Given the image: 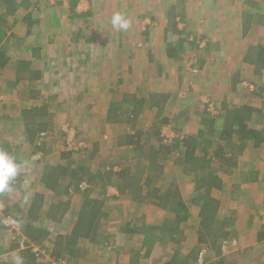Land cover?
Returning <instances> with one entry per match:
<instances>
[{"label": "trees", "instance_id": "1", "mask_svg": "<svg viewBox=\"0 0 264 264\" xmlns=\"http://www.w3.org/2000/svg\"><path fill=\"white\" fill-rule=\"evenodd\" d=\"M3 1L9 4L7 0ZM62 1L58 0L57 4H61ZM76 1L69 0V9L72 12L70 15L77 19L80 18L81 13L75 12ZM239 12L242 24L241 36H251L249 43L243 49L241 60L254 77L262 80L264 79V0H242ZM31 16L32 14L28 12L20 21H27ZM14 19L13 21H16ZM81 19L85 18L81 17ZM175 21L177 22L178 19L173 13L169 22L174 26L173 30L176 29V32L180 33L175 27ZM37 23L36 19L32 28ZM12 26L10 19L0 17V76L8 69L12 71L13 84L11 86L16 88L18 83L22 82L20 88L16 89V94L28 103L18 107V114L15 117L11 114L2 115L6 118L5 123L9 128H13V124H15L13 134L18 128L19 132L27 135V140L33 143L35 150L32 155H38V157L28 158L27 168L31 170L41 164L42 169L38 180L44 188L51 192L53 200L50 207L43 210L45 192L35 191L28 196L26 212L19 209L15 203L11 207L5 204L4 213L13 215L19 221L24 237L20 238L15 230L6 227L0 218V230L6 229L13 233L10 244L4 249L0 246V264H15L12 260L1 257L2 254L12 252H18L23 264H41L42 257L47 258V260L42 259L45 260V264H50V260L60 261L64 264H66L65 261L67 264H72L73 261L77 264L86 252L78 245L79 239L93 238L104 232L102 211L104 200L101 197L92 196L91 193L95 189L99 190L110 184H114L121 194L127 195L134 201L148 202L172 214V217L165 220L159 230L161 240H164L165 246L172 253L169 259L161 264H189V260L195 258L201 247L208 252L212 250V247L217 246V241H219L220 255L211 264H232L230 263L232 257L227 260L225 255L240 249L223 253L220 245L222 240H238V230L236 224L234 226L233 216H229L228 220L219 218L221 200L214 194V191L222 190L223 178L221 176L234 172L238 167V158L245 150L264 147V83L254 82V87L250 92L258 97L260 102L258 105L234 104L224 100L220 104V113L215 115L207 111L205 105L201 112L202 115L199 117V123L197 122L195 134L183 131L176 125L180 124L181 117L188 113V106L181 111L176 110L173 118L169 119L166 116L161 118L160 125H153L150 122L147 124L142 121L144 118L142 116L143 100L139 98L141 96H133V93L125 91L118 92L116 89V92L114 91L115 99L110 102L105 117L112 122L110 124L113 127L131 124L130 128L133 132H117L116 138L120 145L129 147L126 149L134 152L143 164L138 163L135 167L121 163L110 164L95 169L78 163L74 159V151L70 149L62 147L61 150H56L58 134H64L56 127L54 121L58 112L53 109L54 107L50 109L49 99L43 95L42 89L37 84L32 83V81L42 78L43 70L37 69L31 64L32 57L35 55L22 58V55L25 57L21 51L22 44L14 39L15 34L12 31ZM31 31L27 30L26 34L32 33ZM183 39L178 40L177 47L168 46L167 56L170 59L176 57L177 49L181 53L184 52L183 42L187 40ZM12 45L13 48H11ZM201 62L198 68L203 65L204 61ZM239 81L241 80L235 78L231 84L232 89ZM166 100L167 98L158 93L153 95L151 106H156L159 111L158 114H153L154 118L162 115L163 106L160 104L161 102L164 104ZM61 105L63 103H56L54 106L60 108ZM186 121L187 117H185V123ZM172 122L176 124L170 125ZM254 123L257 124L256 127ZM166 124L170 125V128L175 132V136L170 140L161 133L162 127ZM3 131L4 128H0V149L7 151L20 164V174L12 185L14 189L15 186L20 188L21 181L26 179L29 173L21 171V167L25 164L17 158L15 149L9 140L10 135ZM102 138L108 139L109 134L104 132ZM89 147L86 143L82 147V151L88 153ZM49 156H56L58 159L53 164L49 162ZM167 159H174L175 163L180 166V170L189 176L187 183L191 185L192 191L188 196L180 191L175 181L161 182V173ZM62 176L69 178L66 184L60 182ZM83 182L86 186L80 188ZM261 183L264 184V171L253 168L243 170L238 174L237 179L229 182L231 188L227 192L228 197L240 198L256 184L263 186ZM68 192L77 193L81 201L71 227L66 231L51 235L53 245L50 246L51 243L49 244L47 239L52 230L38 225V223L35 225V223L40 218L41 220L46 218L53 222H61L64 214L69 210L70 203L69 200L63 202L60 198L64 194L68 195ZM0 199H5V194L0 195ZM13 209H17L18 214ZM41 209L44 214L40 213ZM192 214L198 220V229L195 235L197 242L195 246L188 247L184 251L180 246L184 239L185 225ZM229 225L234 227L230 228ZM153 230L155 229H149L148 232ZM256 234L258 241L264 240L262 225ZM34 248L38 250H34Z\"/></svg>", "mask_w": 264, "mask_h": 264}, {"label": "crops", "instance_id": "2", "mask_svg": "<svg viewBox=\"0 0 264 264\" xmlns=\"http://www.w3.org/2000/svg\"><path fill=\"white\" fill-rule=\"evenodd\" d=\"M7 1L9 2L10 5L14 6L15 11L12 12L9 11L7 7L9 4H7L3 0H0V17L9 18L10 16H12L13 13V15L16 16L15 19L20 21V19H22L23 17L21 14H23L24 11H25L24 14L28 13L26 8L27 5L29 4L28 2L31 0H7ZM178 1L179 0H175V2ZM180 1L182 3L183 2L187 3L186 5L188 6L193 3V0H180ZM224 1L225 0H195V2H198L197 4L199 6L193 8L190 7L188 8L189 10L185 6L184 10L186 13L181 10V15L182 13L183 15H186L185 16L186 19L183 18L186 21H183V19L179 18L176 15L178 21L177 22L175 21L176 24L175 27L180 31V33H177L176 29L173 30L174 26L171 25V22H169V19L173 15V13L178 14L176 11L178 9L177 7L178 3L172 4L170 5V7H166L164 9L161 16L158 17L161 19L160 22L161 25L158 27L157 26L154 27V25L152 24H146L147 20L146 18H144L142 20L143 26L141 27V30L143 31L145 40L147 41V43H145V46L139 50L137 47L133 48L132 45H129L127 49H122L117 47L119 48L117 49L118 52L122 51V52H126L127 55H130L127 59H129L131 62L129 63V66H127L129 68L126 72L115 70V68L116 69L120 67L123 68V66L118 64V61H116L117 58H119L120 56V54H117L116 60L114 62H111L110 64L112 67H110L107 64L105 65V62L99 61V64L94 65L95 70H93V73L88 72V74H86L85 77H82V81L84 82L79 83V86H81L82 89L80 90V92H76L75 94L76 96H78V98L83 97V95H81L82 93L81 91L84 90L83 84L85 85L86 83H92V85L96 84L99 92L97 91V88L95 86L93 88L95 89L94 92L88 93L87 97L89 99L85 101V105H83V107L78 112L79 116L83 115L84 121H86L85 123L86 127L84 129H82V127L78 129L84 131L87 134V136L89 137V138L87 137L88 138L87 143L90 146L87 151L88 153L86 154L87 156L83 157L80 161H78V163H81L84 166L86 165L90 166L91 168H95V169H100L101 168L100 166L102 165L106 166L110 164L116 165L121 163L124 165L125 164L131 165L132 167L137 166L138 163L140 165L143 164L142 160H139L134 152L129 151V149H126L129 147L120 145L116 138L117 132H133V130L130 128L131 124L119 125L118 127H113V125L110 124L112 122L108 121L105 117L106 110L108 109L110 102L113 99H115L114 91L118 89L116 90L118 92L125 91V92L133 93V96L140 95L141 97L139 98L143 100L142 116L146 115V113L148 112L147 118H151V119H154L153 114H158L159 112L156 106H151L152 105L151 99L153 95L157 93L159 95H163L164 98H167V100L163 104L165 100L164 99L163 102H161L160 104L163 106V109L161 110L162 115L163 117L167 115L170 118H173L175 116V111L181 110L180 106H182L181 105L182 101L180 100L176 90L174 92L172 91L173 89H170L169 87L166 88L165 85L162 87L159 85L152 87V85L148 83L150 81L148 77H145L144 79L145 81L142 80L138 82L139 79L138 77L137 80L133 78V75L135 74L134 71H137V68L139 66L140 68H142V71L154 68L155 72L158 69L159 71L160 69L163 68L165 69L167 66L172 67L173 65V62L171 61L172 58L170 59L167 56V48H168L167 46L173 45L177 47L179 39L180 40L183 38H184L183 40L190 39V38L187 39L188 37L187 34L190 33V35L192 36L191 33L195 32V31L191 32L193 31L192 21L193 22L194 20L197 21L196 16L199 15V12L197 13L198 8H201V10H204L206 12L205 13L206 27H208L207 25L209 24L208 30L204 31V33H199L201 31V29H199L197 31L198 34L207 35L208 40H210L211 43L218 42L220 37L218 36L219 37L218 39L216 34L223 32V28L218 27L217 30L216 28H214L216 26L214 23L220 20L219 17L222 13L220 10H228V8H230L229 5L222 4ZM95 2L98 3L99 0H95ZM140 2L141 5L146 6L144 10L147 12L156 8L154 5L157 2L156 0H141ZM208 2L210 3L219 2V3H217V6L213 4V6L207 8L206 6ZM225 2L232 3L233 1L230 0ZM96 3H94V6L91 5L92 8L91 9L89 8L88 12L87 11L79 12L75 8L76 13L78 14L81 13L80 18L77 19H81V17L93 18L92 16H94L96 13L95 11L92 10H95ZM60 5H67L68 14L69 15L70 13L72 14V12L69 9L70 4L68 0H63ZM173 8L175 9L174 12H173ZM237 8L240 11V6H238ZM189 12L190 13L194 12L195 14L192 17L195 18H190L191 16H187L190 15ZM148 15L145 14L144 16H148ZM151 18H153V16ZM222 18L224 23L226 22V24H230L231 20L225 19L224 17ZM240 19H241V14H240ZM218 23L221 26L222 24H224V23H220V21ZM240 26L242 29L241 24ZM95 28H96L95 26L92 28L93 33L95 32ZM130 29L131 28H129L127 31L118 30L117 34L118 35L123 34L127 37L128 36L131 37L130 35L132 31ZM137 29L138 28H136V30ZM95 34L97 33L95 32ZM102 34L106 35L107 33H102ZM205 35H200V36L203 37ZM183 43H184L183 46H185L186 43L185 42ZM190 44L192 45L193 43L190 42ZM44 48L45 45L41 47H32V48L30 47L29 52L25 54V57L22 55V58H28L30 57V55H35L32 57L31 64H33V66L36 67L34 62L40 57L39 51L42 52ZM67 50L69 51V54L66 57L70 58V55L72 54L73 51H70V49ZM100 50L103 51V49ZM67 58H65V60H68ZM134 58L140 60L136 61ZM241 58L242 56H240V60ZM206 63H203L201 67L203 68V66ZM225 63L226 64L223 63V65L222 64L220 65L224 68V66L228 65L229 61L227 60ZM80 64L81 66L83 65L82 67H85V62L77 63V67H80ZM242 64L243 66L248 68L245 63L242 62ZM36 68L41 69L40 67H36ZM105 68L107 69L113 68V69L109 72L102 73L103 71L102 69ZM85 70L83 69V71ZM45 72L49 73V68H45ZM45 72L43 70L41 79L44 78L43 75ZM41 79L36 81L40 82ZM77 79H79V76H77ZM259 82H261L260 79ZM21 83L22 82L18 83L19 85L17 86L20 87ZM117 84L120 85L116 87ZM101 85H105L103 86L105 87V89L102 88ZM45 96L47 97L48 94H45ZM86 102L89 103L87 104ZM187 106L189 107L188 109L189 111L186 115L185 114L184 115L185 117L187 116V118L190 120L189 116L193 115V109L195 105L193 103L192 104L189 103ZM152 112L153 114H151ZM162 115L160 114L158 117ZM142 121H144V119ZM13 125H14L13 128H15V124ZM197 126L198 123L196 124V128ZM7 128L9 127L7 126ZM13 128L12 130H14ZM196 128L194 130L190 128L193 130L190 131V134H195ZM16 130L17 131H15V135L18 134V137L16 136V139L14 137L13 138L10 137L9 140L11 146H13V148L16 150L15 152L17 154V158L21 157V159L24 158L28 161L29 155L30 154L32 155L33 151L35 150L33 147V143L28 141L27 140L28 136L19 132L20 130L18 128H16ZM104 132L109 134V138L106 140L102 138V134ZM105 147H108L107 152L104 150ZM57 159L56 156H52V157L49 156L48 160L50 163L54 164ZM251 168L260 169V171H264V147H261L259 149L249 148L245 150L244 153L239 156L238 167L234 170V172H232L231 174H223L221 176L223 178L222 190L214 191V194L221 200V205L218 212L219 218L228 220L230 217L233 216L235 219L234 226L236 224L238 230L237 233L239 235V238L237 241L239 243L238 248L240 250L225 255L226 256L225 259L227 260L229 259V257H232V259H230L232 260L230 262L232 264H242L241 262L245 260L251 261L252 259L251 256L254 253L257 256V258L260 259L262 256L264 258V249L261 250L259 247V245L264 246L263 244L264 240L258 241V239L256 238L257 235L256 231H258V228L260 227V216L264 213V184L261 183L263 186H260V184H256V186H253L251 190L249 189L248 192L241 195L240 198L233 196L234 198L232 199L234 200H231V198L228 197L227 194L229 188H231L229 182H231V180L237 179L238 174L241 171ZM41 169H42L41 164L35 167L34 169H31L30 170L32 172L31 175L28 176L23 181H21L20 184L21 187L19 188L15 186V188H19L22 191L21 193L16 194L15 189L12 188V192L10 194H5V200L7 205L11 207L12 204L15 203L19 206V209H22L24 212H26L28 205L26 201L29 199L28 196L30 194H33L35 191H40V192H45V199L43 201L45 205L44 208L42 209L47 210L50 207V204L53 200V196L51 192L48 191V189L44 188L43 185L38 180ZM188 177L189 176L185 175L180 170V166L175 163L174 159H167V161L164 163L163 171L161 173V178H162L161 182L175 181L178 184L180 191H182L183 194L187 196L192 191L191 185L187 183V180L189 179ZM68 179L69 178L67 176H62L60 178V182L66 184ZM24 184L29 185L30 187L27 188V186H25ZM91 195L94 197L96 196L101 197L104 200L103 208H102L104 214V218H103L104 232H102V234L100 235H95L93 238L79 239L78 245L84 248L86 252L84 253V256L80 258L81 260H79L77 264H161L169 259L172 253H170V249L167 246H165L166 244L164 240L163 241L161 240V235L159 231L160 227H162V225L165 223V220L172 217V214L169 211L156 207L155 205L150 204L148 202L139 203L137 201H134L127 195L121 194L114 184L107 185L105 188L101 187L99 190L95 189L93 190ZM60 199L63 202L69 200L70 203L69 210H67L66 214H64V217L61 220V222H53L50 219H46V218L44 220H41L40 218L37 220L38 222L36 221L35 223V225L38 223V225H41L47 229H50L53 225H57L58 228L56 230H52L50 236L51 235L53 236L54 233L66 231L71 227V225L74 222L79 203L81 201L80 196L74 192L71 193L68 192V195L64 194ZM13 210H15V212L18 214L17 209H13ZM43 210L40 213L44 214ZM234 226L229 225L228 227L233 228ZM149 229L150 230L155 229V230L150 231L149 233L148 232ZM197 229H198V220L196 216L192 214L185 225L184 236H183L184 239L181 242V246H180L181 249L186 251L188 247L195 246L197 242V239L195 237ZM50 236L47 239V242H49V244L51 243L50 246H52L53 237ZM253 241L254 243H257L258 245L257 247L253 246L254 245ZM216 245L217 246L215 248L212 247L211 248L212 250H209L207 252L206 264H211L216 257H219L220 255L219 241L216 242ZM198 251L195 255V258L193 257L189 260V264H197ZM16 254L17 257H20L18 252ZM182 255L183 254L181 253V256ZM6 260H10V258H7ZM11 260L16 264V261H13V259ZM40 262L41 264H45V260H41ZM65 262L67 264V261ZM72 264L75 263L72 261Z\"/></svg>", "mask_w": 264, "mask_h": 264}, {"label": "rangeland", "instance_id": "3", "mask_svg": "<svg viewBox=\"0 0 264 264\" xmlns=\"http://www.w3.org/2000/svg\"><path fill=\"white\" fill-rule=\"evenodd\" d=\"M57 1L58 0H31L28 2L29 4L27 5L26 10L27 12H30L32 16L27 21L22 22L17 19H15L16 21H13L16 17L13 13L8 19H10L13 25L12 31L15 34L14 39L20 41L22 44V53H28L30 47H41L45 45L44 50L42 52L39 51L40 57L35 60L34 63L36 67H40L44 72L45 68H49V73L45 72L43 75L44 78L41 79L40 82L32 81V83L35 85L37 84L38 87L43 90V95L48 94L47 99H49L48 102L51 105L50 108L54 107L53 109L58 112L54 121L57 125L56 127L62 130L64 134H58L59 139H57V144H55L58 147L56 150H61L62 147H65L74 151V159L78 162L83 157L87 156L86 151H82V146L87 143L89 138L84 131L78 129L80 127H82V129L86 127V121H84L83 115L79 116L78 112L83 105H85V101L89 99L87 97L88 93L94 92L95 89L93 88L96 86V84L92 85V83L83 84L84 87H82L84 90L81 91L83 97H76V92H80L82 89L81 86H79V83L84 82L82 81V77H85L88 72L93 73V70H95L94 65L99 64V61L105 62V65L107 64L112 67L110 64L116 60L117 54H120V56L116 61H118V64L122 65L123 68H115V70L126 72L129 68L127 66H129V63L131 62L127 59L130 55H127L126 52H118L117 49H127L129 45H132L133 48L137 47L139 50L145 46L147 41L141 30V27L143 26L142 20L144 18L147 20L146 24H152L154 27H158L161 25V19L158 17L161 16L166 7L178 3V9L176 10L178 14L176 15L181 19H186V15H183V13L181 15V10L185 12V6L188 9L199 5L195 0H193V3L189 6L186 5L187 3H182L180 0L178 2H175V0H156L157 2L154 4L156 8L147 12L144 10L146 6L141 5V0H99L98 3H96L95 0H77L74 7L79 12L88 11L89 8L91 9L92 6H94V3H96L95 10H92L96 13L92 16L93 18L84 17L85 19L83 20L73 18L68 14L67 5L57 4ZM225 1L222 4L229 5L230 8H228V10H220L222 13L219 17V21L220 23H224L222 20V17H224L225 19L231 20V22L230 24H226L225 22L222 26L218 23L219 21L214 23L216 25L214 28L217 30L218 27L223 28V32L216 34L217 37H220V39L218 37V42L211 43L210 40H208L207 35L198 34L197 31L199 29H201L199 33H204L209 27V24L207 25L208 27H206V12L201 10V8H198L197 13L199 12V15L196 16L197 21H192L193 31L191 32L195 31V34L191 33L193 37L190 33L187 34V39H190L185 42L184 52L181 53V51L177 49L176 57L171 59L173 62L172 67L167 66L165 69H160V71L158 69L155 72L154 68L142 71V68L139 66L137 71H134L135 74L133 75V78L137 80L138 77V82L142 80L145 81V77H148L150 80L148 83H150L152 87L157 85L162 87L165 85L166 88L169 87L170 89H173L172 91L174 92L176 90L182 101L180 109H186L189 103L195 105L193 115L189 116L190 120L187 118L186 123L185 115L181 117L179 121L180 124H176L175 122L170 123V125L176 124L177 127H181L184 131L190 132L196 128V124L197 122L199 123V117L202 115L201 112L205 104L212 106L215 114H219L220 104L223 100L234 104L245 103L258 105L260 103L258 97H255L250 93L254 87V81L259 83V79L254 77L249 68L243 66L240 60L243 49L247 46L251 38V36L242 37L240 34L242 32V30L240 31L241 19L237 7L240 6L239 4L242 0H232V3H226ZM209 3L210 2H208L206 6L207 8L213 6V4L217 6V3L219 2ZM7 7L9 11H15L13 5H8ZM117 12L124 13L130 20V30L132 31L130 35L131 37H127L123 34L118 35V30L113 28L111 19ZM24 13L21 15L25 16ZM145 14H149L150 16H144ZM194 14L195 13L193 12L187 16L195 18L192 17ZM152 16L153 18H151ZM36 19L38 20V23L32 28ZM184 19L183 21H186ZM94 26L96 27L95 32L97 34H95V32L93 33L92 28ZM136 28L139 30H136ZM27 30H32V33L26 34ZM102 33L107 34L103 35ZM200 35L205 36L202 37ZM190 42L193 44L191 45ZM11 48H13V45ZM67 49L73 51L70 58L66 57L69 54ZM100 49H103V51ZM65 58L68 60H65ZM134 59L136 61L138 60L137 58ZM227 60L229 63L223 68L220 64H226L225 62ZM201 61L207 63L203 68H198L200 63H202ZM79 62H85V67H82L83 65L81 66V64L80 67H77V63ZM196 68L198 71L193 72V69ZM83 69L86 70L83 71ZM112 69L113 68L102 69V73L109 72ZM236 75L241 81H239L235 88L232 89L231 84L235 81V78L237 79ZM77 76H79V79H77ZM12 79L13 73L10 70H7L0 76V128H4L7 135L16 139L18 134H13L11 127L7 128L5 123L6 118L2 115L11 114L15 117L18 114V107L25 105V100L21 99L18 94H16V89H19L20 87L17 86L15 88L11 86L13 84ZM260 81L264 83V79ZM119 85L117 84L116 87ZM101 86L105 89V87H103L105 85ZM96 88L99 92L97 86ZM26 103H28V101H26ZM56 103H63V105L58 109L54 106ZM147 113L143 116L144 123L148 124L150 122L153 125L161 124L159 120L163 118V116L151 119L147 118ZM151 114H153V112ZM165 116L170 119L169 116ZM256 125L257 124L254 123V126ZM63 129H66V131ZM104 150L107 152L108 147H105ZM34 156L35 155L30 154L28 158L32 159ZM19 160L23 161L25 164L21 167V171H28L29 174H27V176H30V170L27 168V160L24 158L21 159V157ZM24 185L27 186V188L30 187L29 185ZM15 192L16 194H19L22 191L19 188H15ZM231 200L234 199L231 198ZM2 201L7 204L5 199H2ZM263 216L264 213L261 215L260 225ZM51 228V230H56L58 226L53 225ZM21 230L22 229L20 228V231L16 232V234L20 235V238L24 237V232H21ZM12 234L13 233L9 230H0V246L2 249L10 244L11 239L13 238ZM253 246L257 247L258 245L257 243H254ZM259 247L261 250L264 249V246L259 245ZM16 253L17 252L6 253L2 254V256L3 258H10V260L13 259V261H16ZM251 258V261L245 260L241 263H264L263 256L259 259L254 253ZM42 259L47 260L46 257H42L40 260ZM50 264L57 263L50 260Z\"/></svg>", "mask_w": 264, "mask_h": 264}, {"label": "clouds", "instance_id": "4", "mask_svg": "<svg viewBox=\"0 0 264 264\" xmlns=\"http://www.w3.org/2000/svg\"><path fill=\"white\" fill-rule=\"evenodd\" d=\"M130 20L124 13L117 12L112 16L111 24L117 30L127 31ZM20 174V164L7 151L0 149V195L12 192L13 182ZM16 264H23L22 258L16 257Z\"/></svg>", "mask_w": 264, "mask_h": 264}, {"label": "built area", "instance_id": "5", "mask_svg": "<svg viewBox=\"0 0 264 264\" xmlns=\"http://www.w3.org/2000/svg\"><path fill=\"white\" fill-rule=\"evenodd\" d=\"M82 1H85V0H82ZM197 71H198L197 68L193 69V72H197ZM205 105H206L207 111H209L212 115H215L214 108L207 104ZM63 130L66 131V129H63ZM161 133L166 139H169V140L175 136V132L167 124L162 127ZM85 144L82 147H84ZM36 157H38V155H36L35 158ZM85 186L86 184L83 182L81 183L80 188H84ZM4 210H5V203L0 199V218L3 224L11 230H15L16 232L20 231L21 225L19 221L13 215L4 213ZM261 222H262L261 225L264 227V216ZM220 246H221V251L223 253H228L238 248V241L235 239L222 240ZM34 250H38V249L34 248ZM206 255H207V250L205 248H201L197 256V264H206ZM55 263L64 264V263H61L60 261L55 262Z\"/></svg>", "mask_w": 264, "mask_h": 264}]
</instances>
